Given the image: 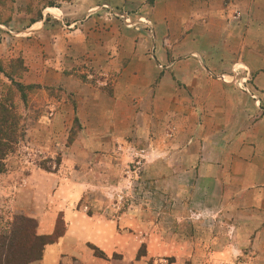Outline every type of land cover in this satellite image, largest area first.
<instances>
[{
	"label": "crops",
	"instance_id": "1",
	"mask_svg": "<svg viewBox=\"0 0 264 264\" xmlns=\"http://www.w3.org/2000/svg\"><path fill=\"white\" fill-rule=\"evenodd\" d=\"M76 7L77 13L86 12V19L78 17L67 27L78 39V49H114L120 53L111 56L110 64L120 65L126 25L108 5L99 8L100 15L89 1ZM62 20H49L44 13L37 23L39 36L54 32L58 41L62 32L50 29L61 27ZM149 23L140 26L143 32L133 41V59L144 60L146 70L106 74L98 83L109 82L111 94L94 88L100 99L86 102L94 108V124H103L102 133L100 127L90 130L89 155L105 149L110 157L107 150L115 138L149 145L154 156L173 155L169 119L175 108H186V141L177 149L186 156V219H203L199 231L207 221L216 222L221 231H231L232 242L208 255L205 240L186 234V257L177 255L176 264L185 258L193 264H227L239 256L242 264H264V0H186L167 5L162 14L156 7ZM153 105L155 132L147 120L135 123L136 112ZM100 133L107 141L102 148ZM76 148L69 155H77ZM28 182L40 186L36 179ZM72 186L73 202L63 185L28 202L25 210L38 221L39 237L54 236L60 216L64 223L62 234L30 264H148L174 255L157 228L144 230L135 208L118 216L89 214L76 208L88 182L73 181ZM144 245L145 257L140 256Z\"/></svg>",
	"mask_w": 264,
	"mask_h": 264
},
{
	"label": "rangeland",
	"instance_id": "2",
	"mask_svg": "<svg viewBox=\"0 0 264 264\" xmlns=\"http://www.w3.org/2000/svg\"><path fill=\"white\" fill-rule=\"evenodd\" d=\"M84 1H89L94 14L99 15V8L107 9L103 5H108L115 19L126 25L127 41L122 44L120 65L112 66L109 61L119 51H81L78 39L68 32L72 20L86 19V12L76 11V5ZM184 3L186 0H0V101L14 106L20 129V137L5 161L6 170L0 174V251L4 249L11 256V264L38 260L44 243L63 232L60 216L56 234L50 239L38 238V221L25 210L31 197L43 195L44 190L49 195L53 186L63 185L64 193L74 199L73 181L88 182L78 210L118 216L135 208L143 217L144 230L158 229L160 239L174 255L152 259L148 264H176L177 255L186 250V234L205 240L208 255L231 245V231H221L216 222L207 221L199 231L203 219L199 221L198 215L186 219V156L177 150L186 141L182 139L186 108H175L169 119L173 155L154 156L149 145L116 138L107 150L112 151L110 157H106L105 149L89 155L90 130L100 127L103 131L102 122L94 124L90 116L94 108L86 104L100 99L94 88L111 94L109 82L106 86L98 83L106 74L145 71V61L133 59L137 52L133 41L143 32L140 26H150L156 7L162 14L167 5ZM114 12L121 13L122 18ZM44 13L49 20L63 19L61 27L50 29L62 32L58 41L54 32L46 38L39 36L37 23ZM139 110L135 123L147 120L155 132L154 105ZM101 133L98 142L102 148L107 141ZM75 147L77 155H69ZM35 171L42 174L36 176ZM34 179L40 182L37 189L28 182ZM140 256H146L145 245ZM239 257V261L227 264H242L244 257ZM182 264L193 263L185 258Z\"/></svg>",
	"mask_w": 264,
	"mask_h": 264
},
{
	"label": "trees",
	"instance_id": "3",
	"mask_svg": "<svg viewBox=\"0 0 264 264\" xmlns=\"http://www.w3.org/2000/svg\"><path fill=\"white\" fill-rule=\"evenodd\" d=\"M18 119L19 116L17 115L14 106L6 101H0V174L5 172L6 170L5 161L9 156V154L12 152L14 145L17 143L20 137L18 135V131L20 130L18 129V125H17ZM38 238L50 239L51 237L49 238V237L38 236ZM53 240H49L45 242L44 246ZM10 257L11 256H9L5 252V250L2 249L0 251V264H11V262H9L8 260V258Z\"/></svg>",
	"mask_w": 264,
	"mask_h": 264
},
{
	"label": "built area",
	"instance_id": "4",
	"mask_svg": "<svg viewBox=\"0 0 264 264\" xmlns=\"http://www.w3.org/2000/svg\"><path fill=\"white\" fill-rule=\"evenodd\" d=\"M128 21V20H127ZM126 22V21H125Z\"/></svg>",
	"mask_w": 264,
	"mask_h": 264
}]
</instances>
